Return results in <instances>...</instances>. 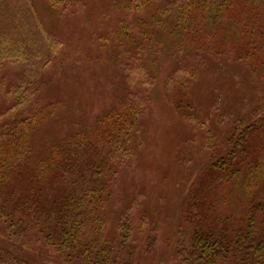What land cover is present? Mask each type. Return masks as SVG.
<instances>
[{"label":"trees","instance_id":"1","mask_svg":"<svg viewBox=\"0 0 264 264\" xmlns=\"http://www.w3.org/2000/svg\"><path fill=\"white\" fill-rule=\"evenodd\" d=\"M28 1L0 0V222L9 244L0 246V262L163 264L157 252L149 255L156 224L139 240L125 215L116 239L105 233L104 207L139 129L140 98L119 101L93 130L53 141L45 153L35 149L34 136L64 104L40 98L56 49ZM78 1L44 6L62 13ZM114 1L143 11L132 22L123 19L115 37L127 78L149 87L164 73L162 95L186 119L205 123L189 89L206 60L226 73L246 67L252 83H262L255 104L232 113L227 134L209 136L212 155L182 213L190 240L183 241L181 223L173 255L183 264H264V0ZM7 63L22 65L30 81L8 82Z\"/></svg>","mask_w":264,"mask_h":264},{"label":"rangeland","instance_id":"2","mask_svg":"<svg viewBox=\"0 0 264 264\" xmlns=\"http://www.w3.org/2000/svg\"><path fill=\"white\" fill-rule=\"evenodd\" d=\"M28 2L56 49L57 61L42 74L40 98L64 104L61 115L52 118L34 136L35 149L45 153L53 141L63 140L78 130H93L98 119L116 109L119 101L132 98L134 102L135 97L140 98L143 107L139 129L130 142L131 151L123 157L112 195L104 207L105 233L116 239L119 221L125 215L131 218L139 240L150 225L156 224L157 245L148 252L150 257L157 252L163 264H183L173 255V247L181 223L183 241L190 240L191 234L186 230L189 223L182 220V213L189 189L212 155L207 146L209 136L224 137L232 128V113L240 114L255 104L262 94V83L253 84L246 67L236 65L226 73L208 60L199 64L198 79L189 91L205 123H194L163 97L164 73L148 87L127 78L129 70L119 64L122 57L114 43L120 22H132L143 11L123 9L114 0H79L70 10L53 13L44 6L46 0ZM4 70L10 83L30 81L22 65L7 63ZM132 73L135 78L142 77L138 70ZM241 76L248 77L250 84ZM30 83L35 87L37 80ZM2 226L0 222V246H9Z\"/></svg>","mask_w":264,"mask_h":264}]
</instances>
